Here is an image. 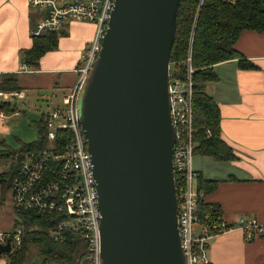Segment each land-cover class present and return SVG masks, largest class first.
<instances>
[{"label": "water", "instance_id": "95a60500", "mask_svg": "<svg viewBox=\"0 0 264 264\" xmlns=\"http://www.w3.org/2000/svg\"><path fill=\"white\" fill-rule=\"evenodd\" d=\"M114 2L77 99L98 194L100 261L185 264L166 87L180 0ZM11 248L0 242V253Z\"/></svg>", "mask_w": 264, "mask_h": 264}, {"label": "built area", "instance_id": "2783aa9c", "mask_svg": "<svg viewBox=\"0 0 264 264\" xmlns=\"http://www.w3.org/2000/svg\"><path fill=\"white\" fill-rule=\"evenodd\" d=\"M30 6L43 9V13L30 29L38 36L48 31L60 33L68 21H86L94 24L89 47L84 49L83 63L78 67V80L57 105L41 116L46 125L48 148L29 151L23 155L13 174L10 188L11 205L17 209L61 213L52 234L64 240L66 231L78 233L86 242L85 264H101L100 261V209L92 162L86 146V135L77 116V99L80 88L92 68L101 48L102 39L110 19L114 0H27ZM192 46L189 44L182 73L168 65L167 92L169 115L174 130L172 148V173L177 201L176 227L185 264H210L208 258L210 234L202 225V231L194 232L197 221L195 211L204 189L198 186L200 175L193 166V86ZM25 67V63L20 68ZM17 95V91H2L0 96ZM17 114L19 112H16ZM60 131L59 139L55 140ZM209 138L211 130H206ZM63 134V135H62ZM236 223L245 230L244 238L264 234V223L256 218L240 216ZM9 240L11 247L19 246L22 227L13 226L10 231H0V242Z\"/></svg>", "mask_w": 264, "mask_h": 264}, {"label": "crops", "instance_id": "0c3cea01", "mask_svg": "<svg viewBox=\"0 0 264 264\" xmlns=\"http://www.w3.org/2000/svg\"><path fill=\"white\" fill-rule=\"evenodd\" d=\"M43 11L30 6L27 0H0V79L12 73L19 86L12 90L19 94L0 96V101L10 106L9 113L0 109V139L7 145L11 144L6 122L21 116L23 111L19 105L12 106L7 96L23 99V103L39 101L47 90L54 97V106L59 105L56 99L60 97L61 102L74 84L78 67L84 61L83 48L94 32L92 22L68 21L57 33L54 48L41 55L35 65L28 64L22 61V55L32 44L30 29ZM234 48L255 66L240 67L237 57L221 61L213 66L216 79L205 85L219 108L220 137L230 145L235 157L224 161L210 157L199 160L194 168L202 177L217 180L203 196L220 206L223 222L232 223L210 239V264H264V235L246 240L245 230L236 226L241 215L264 223V32L241 31ZM23 63L25 67L20 68ZM54 75H58V80ZM59 81L65 83L61 90L57 88ZM202 225L198 220L194 223L196 234L202 231Z\"/></svg>", "mask_w": 264, "mask_h": 264}, {"label": "trees", "instance_id": "16d2710c", "mask_svg": "<svg viewBox=\"0 0 264 264\" xmlns=\"http://www.w3.org/2000/svg\"><path fill=\"white\" fill-rule=\"evenodd\" d=\"M175 36L170 49L169 60L172 67L182 71L181 61L186 50L192 46V64L195 67L192 76L193 86V155L211 157L215 161L234 158L232 149L220 137L219 108L212 95L207 92L205 83L217 77L214 64L238 58V66H255L252 61L243 59L234 48L241 31L252 29L264 32V0H180L177 8ZM57 32L48 31L34 36L30 48L24 50L22 61L35 65L47 50L57 44ZM191 35V36H190ZM182 73V72H181ZM17 77L12 73L2 75L0 89L12 91L18 88ZM0 109L9 113L8 102L0 101ZM37 136L34 140L20 142L13 147L0 139V161L6 163L0 169V197L4 199L12 185V176L25 153L48 148L46 125L42 116L35 122ZM211 130L209 138L206 130ZM55 140L59 139L60 131ZM63 135V134H62ZM216 179L199 176L198 186L204 189V195L213 189ZM18 218L13 226L22 227V240L19 246H13L4 264H85L87 247L85 240L70 230L64 240L56 239L52 230L61 220V213L36 211L14 207ZM197 220L210 234L228 229L232 223L223 222L220 206L199 197L195 211ZM264 234H258V236ZM245 236V235H244ZM254 238V237H253ZM36 248L35 259L30 260L31 249Z\"/></svg>", "mask_w": 264, "mask_h": 264}, {"label": "rangeland", "instance_id": "374dc122", "mask_svg": "<svg viewBox=\"0 0 264 264\" xmlns=\"http://www.w3.org/2000/svg\"><path fill=\"white\" fill-rule=\"evenodd\" d=\"M88 45H89V42L85 45V47L83 49L88 48L89 47ZM184 60H185V57L183 58L181 63ZM169 62H170V60H169ZM171 67H172V64H170V69H171ZM60 75H62V74H60ZM54 77L57 80L59 78L58 75H54ZM78 77H79V75L77 76L74 84L77 82ZM64 85H65V83H63L62 81H59V86H57V88H59L61 90L64 88ZM82 89L83 90L81 91L79 101H80V98L84 92V87ZM49 93H50L49 91L44 90L43 91L44 96L39 97V101L33 100V101L29 102V101L25 100L24 103L21 102V100L23 101V99L19 100V98L17 99V98H13L12 96H7L8 99L10 100V104L12 106H14V105L18 106L19 105V107L21 108V111L23 110L21 116L8 118V121L6 122L5 126H7V128L9 129V139H10L9 142H10L11 146H16L17 144L20 143L19 141H21V140L31 141V140H34L36 138V136H37L36 125H35L36 120H38V118L41 116L42 111L46 112V111H48L51 108L56 106V105L54 106V103H55L54 97L51 96V93L50 94ZM62 98H61V102H62ZM56 102H58L57 104L62 106V104L60 102V97H58L56 99ZM193 158H194L193 159V166L194 167H196L199 160L207 161V159H209V157H206V156H203L200 154H196V153H195V155H193ZM203 163H204V161H203ZM5 166H6V163L0 161V169H3ZM9 193L6 195V197L4 199H2L0 197V231H2V232L10 231L11 228L13 227L14 219L18 218V214L16 213L14 207L11 206V202H10L11 197H10ZM35 254H36V248L32 247L30 254H29V258L31 261L35 259ZM0 259H2V262H3L2 264H4L7 261L6 254L3 253L0 256Z\"/></svg>", "mask_w": 264, "mask_h": 264}]
</instances>
